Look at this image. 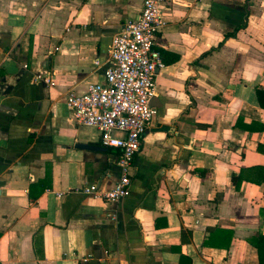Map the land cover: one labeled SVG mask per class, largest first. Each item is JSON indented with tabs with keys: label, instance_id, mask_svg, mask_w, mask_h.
Wrapping results in <instances>:
<instances>
[{
	"label": "crops",
	"instance_id": "obj_1",
	"mask_svg": "<svg viewBox=\"0 0 264 264\" xmlns=\"http://www.w3.org/2000/svg\"><path fill=\"white\" fill-rule=\"evenodd\" d=\"M143 2L0 0V264H261L264 0H167L130 193L83 192L115 186L119 150L67 94L106 82Z\"/></svg>",
	"mask_w": 264,
	"mask_h": 264
},
{
	"label": "built area",
	"instance_id": "obj_2",
	"mask_svg": "<svg viewBox=\"0 0 264 264\" xmlns=\"http://www.w3.org/2000/svg\"><path fill=\"white\" fill-rule=\"evenodd\" d=\"M166 2L144 0L140 15L122 24L111 41L105 83H90L83 93L71 90L67 94L66 102L75 122L96 127L102 145L119 150L122 173L115 186L103 189L90 184L83 188L87 195L117 202L130 193L132 164L148 123L157 112L152 99L157 90V71L165 62L155 45L166 24ZM36 78L49 86L56 84L53 74H39Z\"/></svg>",
	"mask_w": 264,
	"mask_h": 264
},
{
	"label": "trees",
	"instance_id": "obj_3",
	"mask_svg": "<svg viewBox=\"0 0 264 264\" xmlns=\"http://www.w3.org/2000/svg\"><path fill=\"white\" fill-rule=\"evenodd\" d=\"M229 35L234 34H228L227 36ZM250 242L257 247L260 256V263L264 264V235L260 234L258 236L253 237L250 239Z\"/></svg>",
	"mask_w": 264,
	"mask_h": 264
}]
</instances>
